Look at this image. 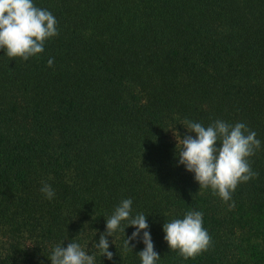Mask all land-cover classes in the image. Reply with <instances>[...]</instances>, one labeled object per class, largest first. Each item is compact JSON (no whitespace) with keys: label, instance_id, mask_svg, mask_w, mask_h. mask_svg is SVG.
<instances>
[{"label":"trees","instance_id":"obj_1","mask_svg":"<svg viewBox=\"0 0 264 264\" xmlns=\"http://www.w3.org/2000/svg\"><path fill=\"white\" fill-rule=\"evenodd\" d=\"M33 4L58 34L28 60L0 49V264H51L69 242L95 264H141L140 237L123 247L130 226L106 237L112 260L92 248L124 199L146 215L157 264H264V0ZM186 119L244 123L261 141L258 176L229 201L177 165ZM189 211L210 245L185 259L162 229Z\"/></svg>","mask_w":264,"mask_h":264},{"label":"clouds","instance_id":"obj_2","mask_svg":"<svg viewBox=\"0 0 264 264\" xmlns=\"http://www.w3.org/2000/svg\"><path fill=\"white\" fill-rule=\"evenodd\" d=\"M57 34L56 18L51 12L36 7L33 0H0V49H4L9 58L28 60L42 53L45 41ZM47 63L52 67L54 60L49 58ZM182 126L187 133L194 135L181 137L175 127L172 129L177 165H183L187 172L194 174L199 188H211L227 202L239 183L258 176L251 170L248 158L259 150L261 141L246 124L238 122L233 125L216 119L205 127L186 119ZM40 191L49 200L55 197L54 190L46 182ZM132 203L131 199L120 202L105 220V231L92 248L100 256L112 260L113 253L108 250L110 244L106 237H112L117 230L124 233L130 226L135 231L124 239V250L132 251L135 244L130 247V241L140 237L144 244L143 250L137 253L141 264H157L160 256L154 250L146 215L132 216ZM202 216V212L189 211L183 219L164 223L162 230L169 250H178L183 258L188 259L208 249L210 236L202 226ZM125 221L127 223L122 226ZM48 259L51 264H95L96 253L90 254L79 243L69 242L67 247L55 246Z\"/></svg>","mask_w":264,"mask_h":264}]
</instances>
